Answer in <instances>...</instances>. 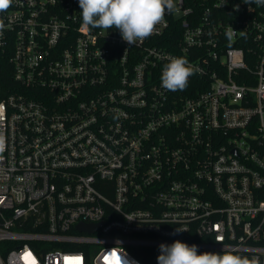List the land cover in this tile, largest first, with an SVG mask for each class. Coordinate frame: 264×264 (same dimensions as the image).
I'll return each mask as SVG.
<instances>
[{
    "label": "built area",
    "instance_id": "obj_1",
    "mask_svg": "<svg viewBox=\"0 0 264 264\" xmlns=\"http://www.w3.org/2000/svg\"><path fill=\"white\" fill-rule=\"evenodd\" d=\"M175 3L129 47L78 0L0 13V264H145L175 240L264 261V7ZM172 56L199 69L183 91Z\"/></svg>",
    "mask_w": 264,
    "mask_h": 264
},
{
    "label": "clouds",
    "instance_id": "obj_2",
    "mask_svg": "<svg viewBox=\"0 0 264 264\" xmlns=\"http://www.w3.org/2000/svg\"><path fill=\"white\" fill-rule=\"evenodd\" d=\"M13 2L0 0V13L7 11ZM244 3L264 7V0H244ZM78 4L82 10V27L89 31L115 28L128 47L155 34L157 26L165 22L166 14L176 9L175 0H78ZM3 28L0 22V31ZM233 31L226 33L229 41ZM198 71L185 57L172 56L162 69V87L173 92L183 91L188 86L189 78ZM183 231L186 230L177 228L173 234ZM106 254L107 264H138V261L128 259L124 251L113 253L111 249ZM157 264H264V261L256 255L249 257L224 249L200 253L197 245L175 240L171 244L159 245Z\"/></svg>",
    "mask_w": 264,
    "mask_h": 264
},
{
    "label": "trees",
    "instance_id": "obj_3",
    "mask_svg": "<svg viewBox=\"0 0 264 264\" xmlns=\"http://www.w3.org/2000/svg\"><path fill=\"white\" fill-rule=\"evenodd\" d=\"M136 256L145 264H157V256L159 255V248H146L140 253H135Z\"/></svg>",
    "mask_w": 264,
    "mask_h": 264
}]
</instances>
